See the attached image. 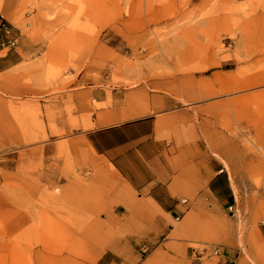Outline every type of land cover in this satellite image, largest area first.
Segmentation results:
<instances>
[{"label":"rangeland","instance_id":"rangeland-1","mask_svg":"<svg viewBox=\"0 0 264 264\" xmlns=\"http://www.w3.org/2000/svg\"><path fill=\"white\" fill-rule=\"evenodd\" d=\"M20 1L0 0V10ZM0 20L9 28L0 40L9 38ZM10 21L16 45L0 51L14 53L0 73V264L100 252L117 233L119 201L140 195L88 133L153 113L166 148L178 146L193 131L185 108L206 143L227 151L214 156L231 203L181 221L157 208L159 221L134 226L141 253L151 228L157 242L190 240L202 260L231 237L236 264H264V0H30Z\"/></svg>","mask_w":264,"mask_h":264},{"label":"crops","instance_id":"crops-1","mask_svg":"<svg viewBox=\"0 0 264 264\" xmlns=\"http://www.w3.org/2000/svg\"><path fill=\"white\" fill-rule=\"evenodd\" d=\"M29 3L30 0H21L15 5L7 2L1 8L4 15L0 10V17L11 25L10 37L14 38L17 34L10 19L18 14L20 7H28ZM25 44L20 43L22 50L25 49ZM4 48L0 43V51ZM13 54L9 52L0 56V73L14 63ZM180 112L189 115L182 125L187 124L193 131L178 146L171 142L172 144L167 145L169 148H166L162 136L166 129L160 124V117L156 118L153 113L116 129H98L88 133L93 147L115 164L118 175L127 181L133 191L139 192L140 196L128 202L119 201L118 207H121L122 212L117 214V233L100 246V252L88 256L86 261L70 256H51L53 264L237 263L240 257L236 256V241L231 237L224 239L217 247L215 257L209 256L203 260L198 249L189 246L190 240L168 237L157 242L149 232L151 228L149 231L143 228V233L149 238V252L142 254L139 248L140 238L134 226L139 227L140 222L146 225L150 220L159 221L157 208L181 221L195 213L203 218L205 210L218 213L223 205L231 203L228 176L214 156V153L227 151L221 150L220 144L211 139V143H206L204 129L192 122L198 120H194L191 115L194 112L188 108ZM112 132H117L118 135L123 133V136L120 134L116 142L107 143L106 137ZM127 210L137 211L134 212L137 214L121 218V214ZM143 210H149L150 218L140 216V211Z\"/></svg>","mask_w":264,"mask_h":264},{"label":"built area","instance_id":"built-area-1","mask_svg":"<svg viewBox=\"0 0 264 264\" xmlns=\"http://www.w3.org/2000/svg\"><path fill=\"white\" fill-rule=\"evenodd\" d=\"M0 31H3L5 34H9L8 25L1 20H0ZM0 43L2 46L7 47L8 49H13L16 45L15 39L10 37L8 38L7 36H5L3 39L1 38ZM228 208L231 209V206H229ZM217 251L218 250L216 249V252Z\"/></svg>","mask_w":264,"mask_h":264}]
</instances>
